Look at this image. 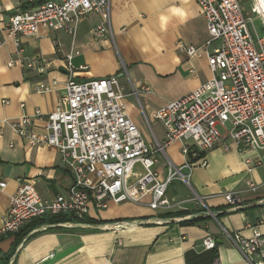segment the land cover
<instances>
[{"label": "crops", "instance_id": "1", "mask_svg": "<svg viewBox=\"0 0 264 264\" xmlns=\"http://www.w3.org/2000/svg\"><path fill=\"white\" fill-rule=\"evenodd\" d=\"M28 1L32 0H0V27ZM174 7L187 15L183 19L172 15ZM161 16L170 17L163 29ZM100 20L96 13L87 14L74 40L62 31L41 27L37 34L20 37L22 53H16L13 40L5 37L0 47V119L32 115L35 109L52 111L65 93L69 75L65 56L71 53L77 80L120 72L127 114L147 143L162 140L165 129L153 113L210 77L205 57L189 58L177 50L179 42L198 46L208 39L198 3L110 0L111 35L94 36L92 29ZM35 57L43 59L37 69L7 65L10 59ZM38 85L52 90L39 93ZM165 152L174 165L183 163L179 142L171 143ZM204 156L206 165L191 171L192 190L177 180L169 185L167 197L180 202L171 210L155 212L140 205L110 203L107 209L92 213L94 228L55 224L37 227L21 240L16 233L5 235L0 238V264H212L215 258L220 264H245L227 234L240 232L248 237L252 226L264 236V165L247 172L233 145L229 151L215 147ZM155 167L160 178L166 177L164 157H159ZM23 179H30L43 199L66 194L71 184L55 148L31 147L0 122V181L5 182L0 190V226L9 197ZM247 181L255 183V191L247 190ZM231 190L240 191V202L234 208L223 197ZM193 196L203 204L183 202ZM155 216L160 223L151 221ZM192 218L201 220L181 224ZM118 223L124 226L117 227ZM207 235L215 239L212 250L202 246Z\"/></svg>", "mask_w": 264, "mask_h": 264}, {"label": "built area", "instance_id": "2", "mask_svg": "<svg viewBox=\"0 0 264 264\" xmlns=\"http://www.w3.org/2000/svg\"><path fill=\"white\" fill-rule=\"evenodd\" d=\"M195 1L208 39L198 46L179 42L177 50L189 58L205 57L210 77L153 113L165 129L162 140L147 143L127 114L120 72L77 80L71 53L65 56L69 73L64 82L65 93L52 111L35 109L32 115L0 119L31 147L55 148L71 177L66 194H56L51 199L41 198L30 179L21 180L1 217L0 238L18 232L32 219L59 215L68 219L59 225L94 228L86 220L92 213L107 209L110 203L169 211L180 205L167 197L169 185L177 180L192 190V169L204 167L205 153L215 147L229 151L233 145L242 155L247 172L264 165V34H258L241 0ZM252 3L250 11L260 17L264 30V10L258 0ZM89 13L101 18L92 29L94 36L111 35L110 0H46L9 16L0 27V47L5 37L10 38L16 53H22L20 37L37 34L41 27L62 31L74 40L81 21ZM41 62L39 57L10 59L7 65L18 63L37 69ZM83 68L86 67L79 66ZM51 90L52 87L36 86L39 93ZM37 120L42 124L37 125ZM175 141L180 143L184 159L179 166L165 152ZM159 157L167 161L164 178H160L155 167ZM246 184L249 191L257 188L251 181ZM4 187L5 182L0 181V190ZM239 194V190L223 193L230 208L239 204ZM187 201L202 203L198 196L183 202ZM151 221L160 223L161 219L155 216ZM46 226L53 225L40 228ZM250 230L248 237L240 232L226 234L245 264H264V236L257 227L251 226ZM202 246L205 250L214 249L215 239L205 236ZM212 264L220 263L215 258Z\"/></svg>", "mask_w": 264, "mask_h": 264}, {"label": "trees", "instance_id": "3", "mask_svg": "<svg viewBox=\"0 0 264 264\" xmlns=\"http://www.w3.org/2000/svg\"><path fill=\"white\" fill-rule=\"evenodd\" d=\"M46 0H32V1H28L26 3H24L22 5V9H28L30 7L36 6L42 2H44ZM169 216H180V215H175V214H171ZM201 220L200 218H192V219H188L185 221H182L181 224H193L197 221ZM68 219L65 216H52V217H45V218H36V219H32L31 221H29L28 223H26L25 225H23L20 230L18 232H16V235H18V239L21 240L22 238H24L25 236L28 235V233L37 228L40 227L41 225H55L58 223H64L67 222ZM89 223H96L95 220L93 219H87L86 220ZM98 222V221H97ZM57 228H62V227H52L49 229H57Z\"/></svg>", "mask_w": 264, "mask_h": 264}, {"label": "rangeland", "instance_id": "4", "mask_svg": "<svg viewBox=\"0 0 264 264\" xmlns=\"http://www.w3.org/2000/svg\"><path fill=\"white\" fill-rule=\"evenodd\" d=\"M245 10L247 11V13H249L250 17L253 19L254 25L258 31V34H264V30L262 28V22L260 17L255 14V13H251V7L253 6L252 0H241ZM103 211V210H102Z\"/></svg>", "mask_w": 264, "mask_h": 264}, {"label": "clouds", "instance_id": "5", "mask_svg": "<svg viewBox=\"0 0 264 264\" xmlns=\"http://www.w3.org/2000/svg\"><path fill=\"white\" fill-rule=\"evenodd\" d=\"M170 12L172 13V15H174L178 18H181V19H183L187 15L186 11L180 7H174L172 9H170ZM169 19H170V17H168V16H161L160 17V23H161L162 29L166 27V25L169 22Z\"/></svg>", "mask_w": 264, "mask_h": 264}, {"label": "bare ground", "instance_id": "6", "mask_svg": "<svg viewBox=\"0 0 264 264\" xmlns=\"http://www.w3.org/2000/svg\"><path fill=\"white\" fill-rule=\"evenodd\" d=\"M258 4L262 7V9L264 10V7H263V5H262V3H261V0H258ZM158 220H156V222H157Z\"/></svg>", "mask_w": 264, "mask_h": 264}, {"label": "water", "instance_id": "7", "mask_svg": "<svg viewBox=\"0 0 264 264\" xmlns=\"http://www.w3.org/2000/svg\"><path fill=\"white\" fill-rule=\"evenodd\" d=\"M261 3H262V5H263V7H264V0H261ZM70 227H72V226H70Z\"/></svg>", "mask_w": 264, "mask_h": 264}]
</instances>
